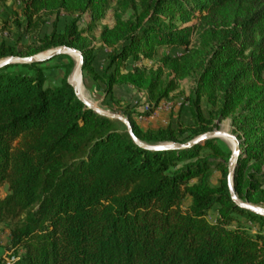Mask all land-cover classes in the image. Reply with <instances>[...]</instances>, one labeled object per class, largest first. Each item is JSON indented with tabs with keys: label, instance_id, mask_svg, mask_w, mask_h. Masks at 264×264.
<instances>
[{
	"label": "trees",
	"instance_id": "obj_1",
	"mask_svg": "<svg viewBox=\"0 0 264 264\" xmlns=\"http://www.w3.org/2000/svg\"><path fill=\"white\" fill-rule=\"evenodd\" d=\"M110 1L27 0L23 16L31 26L42 11L90 13L96 24ZM117 8L136 13L103 29L111 52L101 73L77 20L54 26L26 55L2 45L0 60L66 46L83 54L84 79L102 83L106 95L132 86L156 98L161 74L129 62L152 59L161 47L185 49L164 62L181 79L198 76L190 131H143L131 122L136 137L186 144L231 119L241 143L236 194L264 203V0H117ZM177 16L184 26L197 23L177 27ZM192 35L197 46L186 50ZM67 58L52 67L54 59L0 68V189L9 193L0 196V223L11 224L12 264H264V235L233 227L239 218L264 226V217L233 202L231 153L213 139L183 150L141 148L123 123L77 98L68 83L75 63ZM51 68L65 70L59 84L49 81ZM213 170L221 174L218 187L210 183Z\"/></svg>",
	"mask_w": 264,
	"mask_h": 264
},
{
	"label": "rangeland",
	"instance_id": "obj_2",
	"mask_svg": "<svg viewBox=\"0 0 264 264\" xmlns=\"http://www.w3.org/2000/svg\"><path fill=\"white\" fill-rule=\"evenodd\" d=\"M26 1L27 0H0V47L5 45L6 47L14 48L15 51L26 55L30 53L31 50L40 46L39 38L49 35L54 26H57L59 30H62L70 21L77 20L78 29L81 31L85 44L89 49H92L96 55L95 69L99 73L106 68L107 56L111 52V50L107 49L100 40L103 29L106 27H112L115 24L117 16H120L123 21H128L133 19L136 13L135 10L132 9L125 13H121L117 8V0H111L104 17L96 24H91L90 13L80 15L69 14L65 11H42L33 17L32 25L28 26V22L23 16V9L25 8ZM174 23L177 27H187L196 24L197 20L191 19L189 23L184 26L180 17L177 16ZM196 46L197 36L192 35L186 50H192ZM184 50L185 49L171 50L167 47H161L156 49V54L152 59H141L136 63L129 62L130 68L137 66L161 74V86L157 91L156 98H151L148 91L139 90L132 86H115L113 95H106L104 90L105 87L102 83H95L88 76V78L84 79L83 73L81 80L85 87L86 94L90 99V102L96 107L111 114L124 116L130 122H134L143 131L157 130L167 127H180L181 129L190 131L193 124L190 96L196 89L198 76L194 74L190 77L181 79L179 75L174 73V71L164 62V59L168 56L180 57L183 55ZM52 51L53 50H50L34 56H47ZM67 57H71L75 63L72 73L69 76L70 79L79 62L78 57L66 54L61 55L55 59L53 58L54 60L49 62L47 67L67 64L69 63ZM6 59L8 58L2 59L0 62ZM182 68L184 67L182 66ZM49 70L50 71L47 72L49 75V81L53 84H59L65 70H54L52 68ZM261 81V87L264 88V73ZM170 84H172L173 89L167 96H164V92L169 88ZM160 96L162 97L158 99ZM114 98L121 100V102H116ZM201 108L203 113L207 115L209 108L208 105L203 102ZM227 126L228 131H225L224 129ZM218 130L236 135L231 119L217 122V127L213 128L211 132ZM188 135L189 133L187 136ZM195 139L189 142H192ZM213 140L216 141L217 145H219L223 151L231 153L228 163L230 168L232 154L235 147L234 142L225 138H214ZM162 144L170 143L167 142ZM220 179L221 174L219 172L213 170L210 173V183L213 187L219 186ZM8 194V187L4 185L0 189V196L1 198H4ZM240 200L244 203L264 208V203H252L246 200ZM189 204L190 202L186 201L183 208L187 209ZM215 217L214 214H210L209 220L214 221ZM238 224L249 229L252 235L255 233H261L264 235V226L259 223H250L244 218H239V221H236L233 224V227ZM10 230L11 224L9 222L0 223V261L2 264H12L17 259L14 251L10 248ZM19 253L21 254L22 251L20 250Z\"/></svg>",
	"mask_w": 264,
	"mask_h": 264
},
{
	"label": "water",
	"instance_id": "obj_3",
	"mask_svg": "<svg viewBox=\"0 0 264 264\" xmlns=\"http://www.w3.org/2000/svg\"><path fill=\"white\" fill-rule=\"evenodd\" d=\"M65 54L69 55V56L74 55V56L79 58V62H78L77 66H76V68L72 74V81L68 80V83L74 89L77 98L87 108L92 110L97 115L102 116V117H106L109 119H113V120H118L121 123H123L126 126L127 131L129 133V135L131 136V138L133 139V141L138 146H140L141 148L146 149V150H150V151L183 150V149L192 148L193 146H195L201 142H204L206 140H211L214 138H225V139L233 141L235 144V147L233 150L231 165L229 168V170H230L229 186H230V193H231L232 200L240 208L264 217V208L254 206V205H251L248 203H244L239 199V197L236 194L235 187H234V175H235V171H236V168L239 164L240 157H241V143H240V141L236 135L229 134V133L223 132L221 130H218V131L206 133V134L198 137L194 141L186 143V144L170 143V144L148 145V144L140 141L136 137V135L134 133L133 126L127 118H125L124 116H121V115L111 114V113H108L104 110H101L100 108L96 107L93 103L88 102L85 99V97H83V95L81 94V92L78 89V82H79V79H82L83 68H84V57L80 51L73 49V48L66 47V46L56 48L52 52H50L47 56H43V57H39V56H30V57H23V58L22 57H10V58L0 62V68H3L5 66L11 65V64L44 63V62H47V61H49L55 57L65 55Z\"/></svg>",
	"mask_w": 264,
	"mask_h": 264
},
{
	"label": "bare ground",
	"instance_id": "obj_4",
	"mask_svg": "<svg viewBox=\"0 0 264 264\" xmlns=\"http://www.w3.org/2000/svg\"><path fill=\"white\" fill-rule=\"evenodd\" d=\"M44 56H45V55H44ZM72 56H74V55H72ZM69 80L72 81V76H71V78H70ZM78 89H79V91L81 92V94L83 95V97H85V99H86L88 102H90V99L88 98V96H87V94H86V90H85V87H84L83 82H82L81 79H79V82H78ZM90 103H92V102H90ZM224 130H225V131H228V126L225 127Z\"/></svg>",
	"mask_w": 264,
	"mask_h": 264
}]
</instances>
